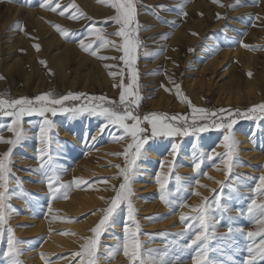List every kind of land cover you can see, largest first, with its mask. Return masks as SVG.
<instances>
[{"label": "rangeland", "instance_id": "1", "mask_svg": "<svg viewBox=\"0 0 264 264\" xmlns=\"http://www.w3.org/2000/svg\"><path fill=\"white\" fill-rule=\"evenodd\" d=\"M95 1L104 5L97 15L83 8L79 0H0V99L10 102L45 93H51V98L82 93L106 99L69 100L64 102V108L102 104L122 113L123 84L128 92L141 97L137 104L128 106L141 118L140 126L148 129V139L139 156L133 148L126 161L125 155L116 153H124L133 143L131 136L119 126L108 125L102 116L59 108L55 115H24L18 125L19 140L13 145L0 142V154L11 148L10 155L4 158V180L0 187L4 193L0 264H74L78 260L81 264H194V256L202 264L205 260L207 264H245L250 257L249 247L254 249L253 264H264V254L258 250L264 235L252 238L246 235L259 231L256 221L261 218L248 214L250 203L255 200L257 205L264 204V189L258 187L260 177L264 176V113L247 111L264 104V0H131L134 11L127 25L115 22L117 10L112 6L126 0ZM28 10H33V14ZM34 14L42 17L50 27L49 32L41 30ZM78 21L84 22L81 31L76 28ZM121 27L126 34L123 38L116 35ZM81 40L90 45L88 51L81 47ZM125 40L129 42L127 55L121 50ZM66 43L72 46L64 53L66 56H60ZM233 49L237 52L231 60L224 59L216 67L208 65V59L221 58V52ZM75 50L80 53L77 55ZM121 56L125 59L121 60ZM196 58L205 61L206 68H189L197 65ZM114 73H118V78L113 88L110 81ZM175 85H180L182 96L193 107L210 113L230 109L231 120L220 119L219 115L204 119L202 114L194 113L177 97ZM125 99L129 101L131 97L126 94ZM154 101L167 102L168 106H156ZM3 107L11 110L7 103ZM152 113L162 114L161 118L183 114L188 117L186 124L183 120L164 122L187 127L195 121L196 127L206 123L208 130L193 133L189 127L187 135L153 137L150 124L143 119ZM228 114L225 112L224 116ZM12 119L0 113L3 141L15 139L7 127ZM44 119L50 121L45 125L46 144L40 140ZM87 121L84 134L81 128ZM213 121L231 123L232 127L217 128ZM102 125H107L103 133ZM225 135L235 142L230 149L224 147ZM241 135L254 136L250 147L239 144ZM89 140L91 151L79 147V143ZM161 144L164 154L172 150L173 144L177 146L169 164L155 166L154 200L162 210L138 212L134 203L138 192L129 181L130 194L118 203L99 235L89 233L82 245H73L75 249L57 245L49 253L32 259L24 253L19 243L38 251L51 224H74L80 217L95 213L97 224L101 210L110 206L124 182L120 172L127 166L131 180L137 164L147 159V148L155 149ZM183 150L187 159H180ZM196 163H200L199 169H194ZM103 187L110 192L104 203L81 214L66 211L73 204L71 199L80 192L92 194ZM20 202L42 220L44 229L25 233L32 225L29 221L20 222L25 215ZM129 202L131 218H126L120 232L111 234L112 220L120 212L129 213ZM181 214L185 217L183 221ZM200 215L206 218V230L200 227ZM125 226L129 229L127 233ZM57 233L68 234L64 226L57 227ZM198 234L201 240L189 247ZM9 236L13 239L11 250Z\"/></svg>", "mask_w": 264, "mask_h": 264}, {"label": "snow or ice", "instance_id": "2", "mask_svg": "<svg viewBox=\"0 0 264 264\" xmlns=\"http://www.w3.org/2000/svg\"><path fill=\"white\" fill-rule=\"evenodd\" d=\"M112 6L115 7L117 10V16L114 17L115 22L117 24L127 25L129 21L132 19V14L134 11L132 4H131V0H126V2L124 3H113ZM217 16L218 18H220L219 14H217ZM21 30H23L22 27H21ZM62 35H66V33L62 32ZM116 35L122 38L125 37L126 34H125L124 28L121 27V29L116 33ZM80 43H81V47L85 51H88V49L90 48V45H85L83 40H81ZM121 50L126 55L129 53V42L127 40H125L124 46L121 48ZM92 55H96V53L93 52ZM101 58L104 59V57H101ZM120 59L124 60L125 57L121 56ZM133 79H135V77H133ZM120 88L122 89L120 93V104L125 105L122 113L120 112L118 108L104 107L102 104L97 105V107H99V111H97V107L81 106L80 108H72V109L64 108V102L69 101V100L76 101L82 98H86L89 101L95 102V101H105L106 99L104 97H90V96L86 97V95L82 93H71L70 92L66 95L60 96L59 98H51L52 97L51 93H45V94L37 95L33 99L23 97V98L12 100L10 102L0 99V113H2L5 116L14 118L12 119V122L8 124L7 127L10 131H13L14 137H15V139H9L7 141H3V138H0V142H6L9 145H13L19 140L20 135H21V129L18 127V125L20 123V119L24 115L36 114V115H39L40 117H45L47 113H51L55 115L59 108L65 112L67 111H72V112L87 111L91 114L104 117L108 125L119 126L121 129H123L124 133L131 136L132 141H133V143L127 146L124 153H116V155H125V159L127 161V153L129 152V150L135 148L136 156H139L142 145L146 143L148 139V129L142 128L140 126L141 118L135 115L128 105L137 104L139 100L141 99V97L138 95V93L128 92L127 89H125V86L123 84L120 85ZM175 91H176L178 98H182L188 104L189 108L192 109L194 113L202 114L204 119H206L209 115L211 116L219 115L220 119L231 120L232 112L230 109L229 110L219 109V110H216L210 113L206 109L193 107L191 102L188 100V98L182 96L180 85H175ZM126 94L131 97V100L126 101L125 99ZM6 103L8 104V108L11 109L10 111L4 109L3 106ZM257 110H259V112L261 113H264V104L254 105L251 108H249L247 111L255 113ZM225 112H228L229 114L227 116H224ZM236 114L237 115L240 114L239 110H237ZM161 115L162 114L152 113V114L146 115L143 118L145 121H147L150 124L151 136L153 137L157 135H163V136H174L177 134L187 135L189 127H191L193 133L203 132V131L208 130V125L206 123L202 124L199 127H196L195 121H194L192 125H188L187 127H177L173 123L164 122L165 120H170L173 122L183 120L186 124L188 117L183 114L173 115L171 117L164 116L163 118H161ZM128 120H131L132 123L131 124L126 123V121ZM213 123L215 124L217 128H227L230 130L232 127L231 123H228L226 125L216 123L215 121H213ZM48 124H50V121H48L47 119H44L43 123L40 126L41 143L46 144L48 141V135H47L48 130L45 128V125H48ZM106 126L107 125L101 126V129H100L101 133H103L104 128ZM114 139H118V137H114ZM223 139L225 142L224 143L225 149H230L232 145H234L235 143L234 141H231L230 135H225ZM176 147L177 146L175 144L172 145V149L174 153H175ZM39 151L43 152V149H40ZM10 153H11V148H9L8 151L0 154V187H3L2 181L4 180V172H5L4 158L8 157ZM225 155H227V153H225ZM199 168H200V163L194 164V169H199ZM129 173H130V169L127 166H125V168L120 172V175L123 177L124 182L120 184L119 191H117L116 195L111 199L110 206L107 207L106 209L101 210L102 211L101 218L99 219L98 223L91 229V231L94 234L96 235L100 234L102 227L106 224V222L112 216V214L114 213L115 209L118 206V203L122 200L127 199L128 195L130 194L128 191V184L130 181ZM49 187L51 188V183L49 184ZM160 187L163 188L164 185L161 184ZM258 187H260L261 189H264V176L260 177V185ZM3 199H4V193L0 192V224L3 223V216H2ZM161 199H163V197H161ZM131 210H132L131 204L129 202V213H130L129 218H131ZM248 214L258 215L261 218L256 221L257 224L259 225V231L258 232L249 231L247 232L246 235L249 238L255 237L257 235H264V204L257 205L256 201L253 200L248 207ZM180 218L182 221L185 219L183 214H181ZM199 223H200L201 229H205V230L207 229L208 225L206 223V218L204 215H200ZM124 231L125 233L129 231L127 226H125ZM231 231L232 230L229 229V233ZM200 240H201V234H198L196 238L193 241H191V243L189 244V247H191L193 244H196ZM92 243L93 244L95 243V239L92 240ZM12 244H13V239L11 236H9L8 238L9 250H11ZM258 250L260 251L261 254H264V240L260 242ZM253 251L254 249L252 247L248 248L250 257L248 260L245 261V264H253L252 258H251V254L253 253ZM124 253L126 256L129 255L127 236L125 237ZM133 255H135V253H133ZM193 262L194 264H202V262L200 260H197L195 256L193 257ZM89 264H91V262H89ZM203 264H207V261L205 260Z\"/></svg>", "mask_w": 264, "mask_h": 264}, {"label": "bare ground", "instance_id": "3", "mask_svg": "<svg viewBox=\"0 0 264 264\" xmlns=\"http://www.w3.org/2000/svg\"><path fill=\"white\" fill-rule=\"evenodd\" d=\"M150 1H153V0H150ZM71 3L72 2H70L69 5H71ZM81 3L84 5L83 8H87L88 9V12L90 10L91 13L94 14V15H97L100 12V9H102L101 7H104V5H100L95 0H79V4H81ZM69 5H67V7ZM76 8L77 7L75 6V9ZM98 10H99V12H98ZM28 11H29V13H32L33 14V10H28ZM49 12H50V10H49ZM84 15H86V14H84ZM33 16L36 17V22H37L38 26L41 28V30H43L44 32H49L50 31V27H48V25H46L45 22H43V19H42L41 16H40L41 18H39V16L36 15V14H34ZM150 20L152 21V19H150ZM83 23H84L83 21H81V22L78 21V23L76 24L77 25L76 28H77L78 31H81L80 28L83 26ZM152 25H154V24H152ZM175 33H178V31H176ZM94 42L95 41H93V43ZM191 42H194V40L192 39ZM64 46H65L64 50L61 49L60 52H59V55L60 56H62V54H64L67 51V49H69L72 45L66 43ZM75 49H76V46H75ZM75 51L77 52V55H78V53H80V52H78V50H75ZM236 52H237L236 49H233V50H224L220 54L221 58H219V57H215V58L208 57V58H210V59H208V65L209 66H212V67L213 66L216 67L224 59L231 60L236 55ZM60 56H59V62H60V64H62V61H61V57ZM195 62H198V63H195L197 65L196 66L195 65H190L189 68H201V70L203 68H206V64H204L205 61L203 62L202 59L196 58L195 59ZM4 68L5 67H3V69ZM112 76L113 77H112V79H111L110 82L112 83L113 88H114L115 85H116V80L118 78V73H114V75H112ZM105 80H107V78H105ZM157 101H154L153 104L156 105V106H162V107H167L168 106L167 105V102H161V101L160 102H157ZM88 122L89 121L85 122L84 125H83V127L81 128V130L83 131L84 134L86 133V129L88 127ZM94 128H97V126L95 125ZM253 138H254L253 135H241V136H239V140L238 141H239V144L240 145H242L244 147H250V144H251V141H252ZM79 147L83 148L84 150H88V151H91V149H92V148L90 149V147H91L90 140L87 141L86 143L85 142L79 143ZM173 153H174L173 152V149L172 150L169 149V150H167V153L165 152V154H164L163 145L162 144L159 145L155 149L147 148V159H144V160H142L141 162H139L137 164V166H136V168L134 170V174L131 175L130 186L132 187V189L134 191L138 192V195L136 196V199H135V202H134L135 203V206L138 207V212H140V213H142V212L143 213H146L147 211H152V210L153 211H156L155 209H157V211L163 209V207L157 206V203L154 200V199H156L157 192H156L155 186L153 184L154 183L153 182V180H154L153 177H154V175H156L155 174V172H156L155 171L156 170V167L155 166H158V165L161 166L162 164H164V163L166 164L167 162L169 164V161L172 160ZM179 155H180V159H183V158H186L187 159L186 150L181 151V153ZM210 172L213 173L212 170H210ZM98 190H100V189H98ZM109 194H110L109 190H106L105 188L103 190L93 192L92 194L91 193L89 194V192H87V191H82V192H80L78 194V197L77 198H75L76 196L73 195V196H75L74 197L75 199L72 198V196H71V198H72L71 201H73V204L72 205H69V208L66 207L67 208L66 211H68V209H69V210L75 211L76 214H81L82 212L84 213V211H86L89 207L94 206V205H97V204L100 205V204L104 203V198L107 197V196H109ZM77 199H78V201H76ZM152 200H154V201H152ZM18 205L21 208H23L24 213H25V215L21 216L20 222L29 221L30 224L32 225V227H29V228L25 229V233L30 232V233L33 234V233L38 232V231H40V230H42V229L45 228L43 226L44 224H43L42 220L38 219L35 215H32L31 212H30V210L23 203L20 202V203H18ZM65 205L67 206L68 204H65ZM63 212H65V211H63ZM128 216H129V213H128V211L125 210L123 212H120V214L118 216L114 217V219L112 220L111 225H110L111 234H113L115 232H120L122 230L124 224L126 223V218ZM96 220H97V215L95 213V214H92V215H88L86 217H80L79 218V221L77 223H74V224H67V223H54V224H51L49 226L50 230L48 231L47 236H46V238L43 241V244L40 245V247H38L39 248L38 251H34L35 249L33 250L31 247H28L25 243H21L20 242L19 243V246L24 249L23 250L24 253L27 254L28 257H31V259L32 258H35V257H38V255H40V254L43 255V254H46L47 252L49 253V250L50 249L51 250L52 249L54 250V247L57 246V245L58 246L60 245V247H61V245L63 244L64 247H70V246H72V248H73V245L74 246H80V245L83 244L82 240H84V238L89 233H92L91 229L93 228V224L94 223L96 224V222H95ZM60 226H61V228H63V226H64V228L67 229L68 234L66 236H62L61 234H58L57 233V227H60ZM109 238L111 239L112 237L109 236ZM73 249H75V248H73ZM70 256H72V255H70ZM74 264H81V260L76 261Z\"/></svg>", "mask_w": 264, "mask_h": 264}]
</instances>
